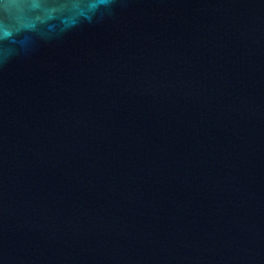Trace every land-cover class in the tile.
<instances>
[{
  "label": "water",
  "instance_id": "95a60500",
  "mask_svg": "<svg viewBox=\"0 0 264 264\" xmlns=\"http://www.w3.org/2000/svg\"><path fill=\"white\" fill-rule=\"evenodd\" d=\"M0 264H264V0H0Z\"/></svg>",
  "mask_w": 264,
  "mask_h": 264
}]
</instances>
